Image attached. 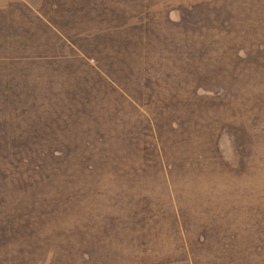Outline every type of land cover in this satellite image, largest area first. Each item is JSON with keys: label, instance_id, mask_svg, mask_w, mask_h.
<instances>
[{"label": "rangeland", "instance_id": "obj_1", "mask_svg": "<svg viewBox=\"0 0 264 264\" xmlns=\"http://www.w3.org/2000/svg\"><path fill=\"white\" fill-rule=\"evenodd\" d=\"M0 142V264H264V0H0Z\"/></svg>", "mask_w": 264, "mask_h": 264}, {"label": "trees", "instance_id": "obj_2", "mask_svg": "<svg viewBox=\"0 0 264 264\" xmlns=\"http://www.w3.org/2000/svg\"><path fill=\"white\" fill-rule=\"evenodd\" d=\"M16 146V145H15ZM11 147V148H10ZM14 146H11V143L10 142H0V151H4L2 149H7V148H10V152H13V150L15 148H13ZM17 148V146H16Z\"/></svg>", "mask_w": 264, "mask_h": 264}]
</instances>
